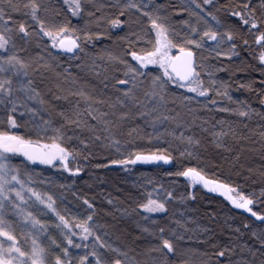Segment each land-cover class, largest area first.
<instances>
[{"label":"snow or ice","instance_id":"1","mask_svg":"<svg viewBox=\"0 0 264 264\" xmlns=\"http://www.w3.org/2000/svg\"><path fill=\"white\" fill-rule=\"evenodd\" d=\"M63 3L69 5L73 16L86 14L89 20L84 28L76 29L62 22L60 13L51 7V0H0V264H171L168 257L177 254L182 256L181 264H197L194 256L201 257V264H212L203 260L207 253L181 252L179 243L184 237L178 230L183 229L184 224L180 220L174 221L177 228L165 227L156 221L149 224L148 214H166V205L174 198L173 192L163 185L154 189L155 199L149 193L146 202H139L132 209L137 214L141 211L145 214L141 232L155 240L137 252L119 242L118 237L113 239L110 226L96 222L94 198L83 194L76 196L79 216L62 213L54 194H41L29 187L30 178H22L25 174L13 160L16 154H21L26 162L39 161L47 165L58 162L65 171L76 175L82 167L70 168L69 163L81 157L87 162L93 145L116 147L119 151L117 136L140 135L139 126L127 127L130 121L137 119L150 125L157 137L168 135L178 141L183 147L179 153L181 157L200 159L202 141L195 134L185 135L184 130L192 125L180 109L192 114L194 109L188 105L197 97L207 100L212 93L227 97L228 85L213 79L212 72H207L208 82L205 83L201 78L205 65L197 63V51L206 50L216 57L238 55V45L251 46L247 38L250 35L260 49L257 59L264 65V0H229L223 4L219 0H186L179 12L172 13L169 9L173 5L157 0H63ZM89 7L93 11H86ZM180 13H187V19L174 22L172 16ZM89 22L96 25V32L89 31ZM125 28L128 31L119 38L124 42L122 53L105 52L100 57L102 67L92 61L94 74L102 77L103 88L111 90L110 96L98 98L83 86L75 90L63 86L59 79L62 74L55 71L59 54L75 57L83 51L82 42H91L108 31ZM45 38L50 42V49L61 50V53L54 55L48 43L42 46ZM140 44L146 46L138 47ZM173 49L177 50V55L170 54ZM33 50H36L34 55L31 54ZM204 59L207 58H201ZM147 65H159L162 75L150 76L145 70ZM67 71L65 69V73ZM45 74L57 77L53 87L45 84ZM63 79L67 81L69 77L65 75ZM169 85L187 89L196 96H176ZM69 96L77 98L75 104L67 109L59 106V101L68 100ZM216 103L215 99L211 100L213 106ZM220 110L234 112L241 118L250 117L252 112L243 103L234 109ZM21 122L28 129L25 135L18 134ZM217 123L221 130L211 133V143L230 153L232 149L226 146L225 138L229 135L233 139L241 138L230 124L225 131V122ZM169 124L173 127H165ZM160 127H164L163 132L157 131ZM33 134L36 140L26 138ZM258 135L264 143V130ZM44 138H50L52 143H41ZM171 159V155L135 153L130 160H111L110 163L127 165ZM233 159L238 160L239 153ZM225 160L228 162L227 158ZM175 175L192 182L202 181L211 191H237L227 183L205 179L196 167H187ZM26 194L54 216L59 243L46 235L49 226L43 220L22 207ZM227 199L237 209L250 214L259 225L256 228L250 223L242 225L245 230H251L259 248L241 246V252L247 249L252 259L245 256L231 261L236 245L221 248L216 256H228L229 264H264V187L248 195L243 192L228 195ZM113 203L108 200V204ZM9 211L23 223L7 218ZM235 231L240 233L241 229ZM76 237L80 243L75 242ZM70 249H82L84 255L74 257Z\"/></svg>","mask_w":264,"mask_h":264},{"label":"trees","instance_id":"2","mask_svg":"<svg viewBox=\"0 0 264 264\" xmlns=\"http://www.w3.org/2000/svg\"><path fill=\"white\" fill-rule=\"evenodd\" d=\"M161 1L173 5L170 13L179 12L180 6L186 2V0ZM226 2H229V0H219L220 4ZM232 2H235V0H232ZM221 15H223V12H221ZM172 19L174 22L187 19V13H180L178 16L173 15ZM69 26L71 27V23H69ZM112 38L113 36L102 35L99 39H94L91 42H82L83 51L78 52L75 57L71 54L64 55L58 49H50V42L47 41V38L41 42V45L48 43L49 49L54 55L61 53L56 61L58 63L56 70L59 73H65V69H67L66 75L70 74L71 77L82 76L86 82L90 81L91 78L93 80L95 75L91 67L93 60L101 67L103 66L100 59L101 55L98 51L99 46L110 42ZM247 38L251 46L243 47L238 45V55L231 57H216L214 53L209 55L206 50L197 51V63L202 62L205 65V70L201 72V78L204 79L205 83L207 84L208 82L207 72H212L213 79L223 81L228 85L227 97L222 94L215 95V93L210 94L207 100L203 97H197L196 100L188 105V108L194 109L192 114H188L187 109H180L184 112L186 120L192 125L190 129L186 128L184 130L185 135L195 134L202 141V147L199 149L200 159L187 156L181 157L179 153L183 151V147L171 136L163 135L157 137L153 128L150 125H145L142 120L130 121L127 127L139 126L142 129L140 135L133 137L117 136V139L120 140L119 151H117L116 147H104L100 144L93 145L90 149L92 155L87 162L82 157L70 162V168L80 165L83 169L76 175L64 169L54 171V169H47L40 164L27 162L33 168H41L42 171H45L43 175L46 179L53 180L51 184L52 190H50L49 194H54L57 198L58 210L62 213L66 212L70 215L79 216V202L76 196L83 194L94 198L97 214L96 222L102 218L101 215L107 212L112 221L119 222L122 226L129 229L132 234L139 235L140 231L135 229L137 228L135 224L143 219L142 215L144 213L136 216V213L131 211V218L128 219L129 209L127 210V208L134 209V205H137V203L146 202L148 194L151 192H144L143 186L140 187L142 182L137 183L134 181L136 183L135 191H132L131 196L128 195L130 198H120L118 194L111 192L114 195L113 199H111L114 203L110 205L108 204L109 198L108 193H105V188H111L112 184L128 182L127 179L130 173L141 171L146 175L148 181L157 179L167 184L186 186L185 192L187 195L180 193L179 199L181 197H184V199L175 201L179 207L171 204L166 205L169 209L171 222L180 220L184 224V228L178 230L179 234L184 237L179 243L181 252L190 254L207 253V256L203 257L204 261L212 262V264H229L228 256L218 258L216 253L225 246L232 247L236 245L234 254L230 258L231 261H238L245 256L248 259H252V257L248 256L247 249L243 253L241 252V246L248 245L259 248V244L251 236V230H245L242 225L250 223L253 228L259 227L254 218H251L250 214L244 210L237 209L227 198L221 195L210 193L200 187H195L190 192L189 181L185 177L175 175V173L183 171L187 167H196L206 178L219 179L233 185L245 194L254 191L259 192L260 188L264 187V143L261 142L258 135L260 131L264 130V103H262L264 101V65L257 59L260 49L253 43V38L250 35ZM208 43L209 45L211 44V42ZM138 47L144 46L138 45ZM202 57L207 59L201 60ZM145 70L150 76L162 75L161 69L158 67L150 66ZM197 70L200 71V69ZM83 87L98 98L110 96L111 90L99 89L93 92L85 83ZM169 88L176 96H196L195 93H191L187 89H180L176 85H169ZM220 91L223 93L224 90L221 89ZM228 97H231V99ZM76 99V97L71 96L68 100H61L59 101V106L65 109L70 108L75 104ZM212 99L217 101L215 106L211 104ZM241 103L246 104L252 110L250 117L241 118L234 112L220 110L224 108L234 109ZM171 106L169 105V107ZM218 121L225 122V131H227V125L230 124L236 130L237 137L241 138L239 140L233 139L231 135L225 138L226 146L232 149L230 153L224 151V149L217 148L215 144L211 143V133L221 130V125L217 123ZM214 125L215 127H213ZM165 127L172 128L173 126L169 124ZM157 131L163 132L164 127L158 128ZM126 132L127 128H125ZM69 134L71 135V133ZM149 134H151V139H149ZM178 134L179 132H177ZM244 137L247 139H243ZM41 142L43 141L41 140ZM126 149L131 150L128 157L129 160L135 153L153 154V152H157L158 155H171L172 165L168 168L140 167L129 163V166L120 165L119 167H114L110 161L119 160V158L123 157L122 152H126ZM237 153H239V159L234 160L233 157ZM225 158H227L228 162H226ZM15 160L24 162L25 158L20 154H16ZM96 165H101V167L98 168ZM60 185L65 187L61 188ZM103 190L104 193H102ZM188 193H192V196L189 197ZM123 205H127V208L125 207L127 214L122 208ZM148 215L151 220L156 222L163 217L162 213ZM49 216L47 217H49L51 223L48 227L47 236L57 239L59 243L60 234L54 228L56 221L53 215V217ZM136 221L137 223H135ZM167 225L168 227L177 228L175 223L174 227L173 224L170 225L168 223ZM236 228H240L241 232L237 233L235 231ZM90 242L89 240L88 243ZM149 242L155 243V240L151 239L148 241L141 237V239L138 238L130 246L135 251H138L147 247ZM70 251L72 252L73 249H70ZM168 259L171 264H181L182 256L177 254L176 256H169ZM194 259L197 264H201L200 256H194ZM258 259L259 254L257 255Z\"/></svg>","mask_w":264,"mask_h":264},{"label":"rangeland","instance_id":"3","mask_svg":"<svg viewBox=\"0 0 264 264\" xmlns=\"http://www.w3.org/2000/svg\"><path fill=\"white\" fill-rule=\"evenodd\" d=\"M46 2H47V0H46ZM157 2L158 3H162V4L166 3V2H162L161 0H157ZM51 7L55 11L60 13V20L62 22H67L68 24L71 23V27H74L76 29L84 28L86 26V21L89 20V18L86 16V14H84L82 16H73L71 11H70V9H69V5H65L63 3V0H51ZM86 11H93V9L91 7H89ZM169 12H171V8L169 9ZM18 18H20V17H18ZM87 27H88L89 31H91V32H96L98 30L96 25L94 23H91V22H89L87 24ZM127 31H128L127 28H125L123 31L117 30V29H113L111 31H108L105 35L113 36V38H112V40L110 42L105 43L102 46H99V48H98L99 54L102 56L107 51H112L114 54L122 53L123 48H124V42L121 41L119 38L124 36ZM140 45L144 46V47L146 46L144 44H140ZM35 52H36V50H33L31 54L34 55ZM170 54L171 55H177V50L173 49ZM57 65H58V63H57ZM150 66H154V67H158L159 68V65H147L146 68H148ZM55 71L57 73H59L58 70H55ZM161 72H162V69H161ZM61 74L62 75H61V77H59V79H60L61 83L63 84V86L65 88H69L70 87L73 90H75L76 87L84 86V83H85V85L88 86L93 92H96L99 89L100 90L104 89L103 88V84L101 83L102 77H97L96 75H94L93 76V80H92V78L90 79L91 82L90 81H86L85 82V80H84V78L82 76L76 75V77L75 76L71 77L70 74H68V75H66L65 73H61ZM65 75L69 77V79L67 81H64V79H63V76H65ZM56 80H57V77L55 76V74H45V81L44 82H45V84L48 87H53V85L56 82ZM72 81H75L76 83L73 84ZM111 94L112 93L110 92V95ZM70 97L71 96H69V98ZM3 130H7V129H3ZM124 131H125V129H124ZM27 132H28V129L25 128L23 126V122H21V129H20L18 134L25 135ZM51 136H52V133H49L48 137H51ZM26 138H30L32 140L37 139V137L34 134L31 135L30 137L26 136ZM42 141L43 142H41V143H49V144L52 143V140L50 138H44V139H42ZM122 153H123V157L119 158V160L128 159L129 154L131 153V150L126 149V152H122ZM140 153H144V152H140ZM153 154H158V153L157 152H153ZM255 156H258V155H255ZM13 163L18 165L20 167L21 172L23 174H25L22 178H25V179L30 178L31 183L28 185L29 187L34 188L37 192H40L41 194H43L45 192L49 193L50 190H52L51 184H52L53 180H51L49 178L46 179L45 176L43 175L45 171H42L41 168H39V169L38 168H33L27 162H25V161L23 162L21 160H15L14 159ZM40 165L42 167H45V168L50 169V170L54 169V171L61 170V169L63 170V168L59 165L58 162H54V165H47V164H42V163ZM70 166H71V163H69V167ZM125 166H129V165L127 164ZM204 178L207 179V180H217V181H219L221 183H226V182H223V181H221L219 179H216V178L209 179V178H206L205 176H204ZM186 179L189 181L188 183L190 185L189 186L190 187V192H192L195 187H200V188H203V189L209 191L210 193L221 195V196H223L225 198H227L228 195L236 196L238 193L242 192L238 188L234 187L233 185H231V186L233 188L237 189V191L233 192V193H227L223 189H219L217 191H211L210 187L209 188H205L204 187V184H203L202 181L196 180L195 182H192V181L189 180V178H186ZM127 180H128V182H125V183L121 182V183H119L120 185L119 184H112L111 188H107L106 185H105V187H106L105 188V193L106 194L108 193V198L109 199H113L114 195L111 192H114V193L118 194L120 198H130V196L132 195V191H135L134 190L135 189V184H136L135 182H137V183H141L142 182L140 184V187L143 186V188H144L143 191L144 192H151L153 199L156 198V192L154 191V189L157 188L160 185H163L164 189L173 192L174 198L168 204H171L172 206L175 205L176 207L177 206L179 207V205H176L177 203H175V201L176 202H177V200L182 201L181 199H179V194L180 193L186 194V192H185L186 186L185 185L179 186V185H176V184H169V183L167 184L164 181L157 180V179H154V180L152 179L151 180L152 183L149 184L146 175H144V173H142L141 171L140 172L135 171V172L130 173ZM34 185H36V187H34ZM102 193H104V190H103ZM128 195H130V196H128ZM245 195H248V194H245ZM29 197H30V194H26L25 195L26 203H23L22 207L25 208V211H31L38 219L43 220L49 226V224L51 223L49 221V217H50L49 215L52 216L50 211L45 209L43 205H39V202L36 201L34 197H31V198H29ZM116 198H118V197H116ZM126 206L127 205H123L122 208H124V210H126V208H127ZM135 207H136V205H134V208ZM127 210H128L127 218L130 219L131 218V213L130 212L132 211V209L129 207V208H127ZM142 214H143V212L141 211L138 215H142ZM144 215L145 214H143L142 216L144 217ZM162 215H163V217L160 218V220H158L157 223L159 225H162V226H165V227H168L167 224L169 223L170 225L173 224V227H174V222H171V220H170V215H169V209L168 208H167V213L166 214L162 213ZM47 216H49V217H47ZM136 216H137V213H136ZM172 216H173V214H172ZM101 217L102 218L99 219L97 221V223L110 226V231L113 234V239H116L118 237L119 238V242L127 244L128 247L131 248V249H133V248L130 246V244H134V241H137L138 238L141 239V237H144L148 241L151 240V239L153 240L152 237L148 236L147 234H143L141 232V228L143 226H145L143 219H141L138 223H137V221L135 222V223H137V224H135V227H137L135 229L136 230L138 229L140 231V233H139V235L138 234L134 235V234L131 233V231L129 229L125 228V226H122V224H120L119 222L112 221L111 218H110V215L107 214V212L104 213V215H101ZM134 217H135V215H134ZM7 218L20 220L19 217H14L11 214L10 211H9V215H8ZM151 221H155V220H151L150 219L149 224H151ZM20 222L23 223L22 220H20ZM27 230L28 229H25V231H27ZM17 234L19 236V230H18ZM46 235H47V233H46ZM75 242L76 243L80 242L79 237H76V241ZM44 243H46V241H44ZM29 244H30V241H29ZM138 251H140V250H138ZM72 255L74 257L75 256H79V255H84V251L82 249H73Z\"/></svg>","mask_w":264,"mask_h":264},{"label":"water","instance_id":"4","mask_svg":"<svg viewBox=\"0 0 264 264\" xmlns=\"http://www.w3.org/2000/svg\"><path fill=\"white\" fill-rule=\"evenodd\" d=\"M140 154H142V155H151L152 153H140ZM156 155H158V154H156ZM31 163H33V164H41L39 161H35V162H31ZM134 164L136 166H140V167H166V168H168V167H170L172 165V160H169L168 162H164V161H137ZM113 166L114 167H119L120 164H116V165H113Z\"/></svg>","mask_w":264,"mask_h":264}]
</instances>
